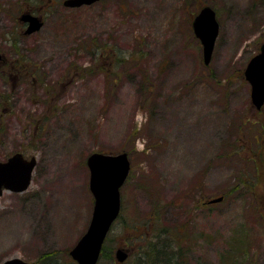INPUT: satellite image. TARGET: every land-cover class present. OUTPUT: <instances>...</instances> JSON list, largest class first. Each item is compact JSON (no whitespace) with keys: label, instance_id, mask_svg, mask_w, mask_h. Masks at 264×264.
Returning a JSON list of instances; mask_svg holds the SVG:
<instances>
[{"label":"rangeland","instance_id":"obj_1","mask_svg":"<svg viewBox=\"0 0 264 264\" xmlns=\"http://www.w3.org/2000/svg\"><path fill=\"white\" fill-rule=\"evenodd\" d=\"M23 1L0 0V55L18 58L16 42L32 72L0 74V161L36 166L24 192L0 196V264H76L94 152L130 162L98 264H119L118 248L138 264L155 220L184 227L181 264H264V107L243 75L264 42V0H26L43 26L25 36L10 13ZM203 6L219 23L208 66L191 27Z\"/></svg>","mask_w":264,"mask_h":264},{"label":"water","instance_id":"obj_2","mask_svg":"<svg viewBox=\"0 0 264 264\" xmlns=\"http://www.w3.org/2000/svg\"><path fill=\"white\" fill-rule=\"evenodd\" d=\"M96 1L99 0H65L63 5L76 8ZM19 21L26 24L24 35H30L43 26L41 17L29 12L22 13ZM192 30L201 43L203 63L208 65L218 34L214 10L208 6L201 8L192 21ZM244 78L250 84L251 103L259 110L264 104V42L259 53L247 63ZM35 165V158L26 159L21 153H14L0 162V196L3 190L24 192L29 186ZM86 165L89 170V190L94 199L93 209L85 233L70 250L69 255L77 264H97L102 244L120 212L119 190L129 174L130 162L125 152L115 155L94 152L87 157ZM221 200L222 197H219L209 200L208 203ZM126 257V250H116L115 258L118 262H124ZM2 264L31 263L12 258Z\"/></svg>","mask_w":264,"mask_h":264},{"label":"trees","instance_id":"obj_3","mask_svg":"<svg viewBox=\"0 0 264 264\" xmlns=\"http://www.w3.org/2000/svg\"><path fill=\"white\" fill-rule=\"evenodd\" d=\"M23 4L25 7L16 3L10 6L12 9L10 12L12 15L11 17L14 19V21L18 19L17 16L21 15L23 12H26V0L23 1ZM15 43L16 42H13L11 47L14 49V53L18 54L17 61L21 64L23 60L19 59V56L22 57V55H20ZM31 74L32 72L30 71L29 75L23 78L28 79ZM224 197L225 196H223V198ZM151 218L153 219V216ZM151 223L153 222L151 221ZM153 225V231L156 233H151L150 238L146 239L149 241L145 247H142L143 249H141L139 253L138 264H181V261L179 262V259L182 258L181 249L178 246H175L177 245L175 244V240H182L181 238L183 236V232L185 231L184 227L176 226L174 229L169 230L167 228L159 227L156 220ZM135 226L138 228L137 225ZM106 248L107 247L104 244L101 250L100 259L104 256Z\"/></svg>","mask_w":264,"mask_h":264},{"label":"flooded vegetation","instance_id":"obj_4","mask_svg":"<svg viewBox=\"0 0 264 264\" xmlns=\"http://www.w3.org/2000/svg\"><path fill=\"white\" fill-rule=\"evenodd\" d=\"M33 15H36L32 13ZM39 16V15H36ZM41 17V16H40ZM22 27V35H24V31L26 29V24L21 23ZM25 36V35H24ZM18 58H11L10 60L3 57V55H0V74L10 80L13 78H19V77H27L30 73V71L26 68V64L23 62L20 64V62L17 61ZM19 59L23 60L22 57H19Z\"/></svg>","mask_w":264,"mask_h":264}]
</instances>
